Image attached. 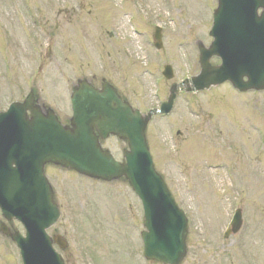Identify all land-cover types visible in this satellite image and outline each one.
<instances>
[{"label": "rangeland", "instance_id": "obj_1", "mask_svg": "<svg viewBox=\"0 0 264 264\" xmlns=\"http://www.w3.org/2000/svg\"><path fill=\"white\" fill-rule=\"evenodd\" d=\"M215 4L0 0V111L32 87L37 104L64 122L70 87L91 76L109 80L135 107H158L171 84L198 73L196 43L212 41ZM155 26L162 28L159 51ZM166 64L171 80L160 78ZM147 139L156 169L188 218L182 264H264V92L240 94L222 84L182 94L167 118L153 117ZM105 147L120 158L121 144ZM46 171L61 210L49 235L66 237L67 251L58 252L66 264H155L141 256V208L125 185ZM235 209L242 211V228L224 239ZM0 264H20L15 245L1 236Z\"/></svg>", "mask_w": 264, "mask_h": 264}, {"label": "water", "instance_id": "obj_2", "mask_svg": "<svg viewBox=\"0 0 264 264\" xmlns=\"http://www.w3.org/2000/svg\"><path fill=\"white\" fill-rule=\"evenodd\" d=\"M218 3L210 32L214 41L209 49L200 48L201 72L190 83L171 87L168 100L161 107L166 114L179 89L202 91L225 81L242 92L264 88V0ZM260 8L263 11L258 16ZM213 56L221 59L220 66L209 65ZM36 101L32 92L23 103L14 104L8 113L0 115V140L8 125L4 143L9 150L4 161L0 160V207L6 220L15 218L24 225L26 237L8 234L5 228H0V232L17 244L24 264H63L45 234L60 214L43 176L47 164L104 182L126 181L144 208V257L161 264H181L186 256L187 222L154 170L145 140L150 114L141 116L132 110L108 84L96 90L83 80L72 93L73 117L67 126H62L50 109L43 112ZM26 111L30 112L29 117ZM109 134L127 142L128 150L121 164L98 143V139ZM21 141L28 145H15ZM25 149H30L29 159L23 157ZM240 225L237 212L228 234L236 233Z\"/></svg>", "mask_w": 264, "mask_h": 264}]
</instances>
